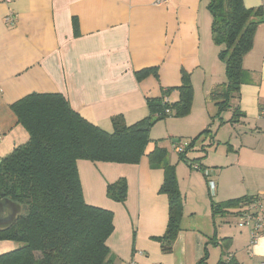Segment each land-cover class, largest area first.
I'll list each match as a JSON object with an SVG mask.
<instances>
[{
	"label": "crops",
	"instance_id": "obj_1",
	"mask_svg": "<svg viewBox=\"0 0 264 264\" xmlns=\"http://www.w3.org/2000/svg\"><path fill=\"white\" fill-rule=\"evenodd\" d=\"M242 1L246 8L264 10V0ZM207 3L0 0V160L28 139L10 106L29 94H60L83 119L111 133L113 118L127 126L137 123L148 116V99L179 87L181 71L190 76V113L155 124L146 147V155L155 147L167 151L183 198L180 232L170 252L154 240L168 220L167 196L159 193L161 168L151 169L146 155L136 165L77 161L84 202L113 215L106 240L113 264H199L206 252L205 264H217L224 254L239 264H264V236L251 246L250 227L238 226L242 204L213 213L214 205L243 197L264 209V23L243 58L239 95L228 114L221 113L223 124L218 119L211 124L216 113L208 107V94L226 77L218 59L223 47L211 39ZM9 16L13 25L6 22ZM148 68H156L158 78L138 80L135 73ZM167 100L176 102L177 91ZM233 109L240 117L229 123ZM210 124L211 135L190 149L199 152L192 161H177L173 144L187 145ZM122 178L126 199L117 203L107 198L106 187ZM17 247L0 241V255Z\"/></svg>",
	"mask_w": 264,
	"mask_h": 264
},
{
	"label": "trees",
	"instance_id": "obj_2",
	"mask_svg": "<svg viewBox=\"0 0 264 264\" xmlns=\"http://www.w3.org/2000/svg\"><path fill=\"white\" fill-rule=\"evenodd\" d=\"M211 22V39L222 46L218 59L225 65L226 82L208 94L217 107L212 117L231 108L243 83L244 56L252 49L256 29L264 23L261 7L246 8L242 0H207ZM77 24L74 20L73 28ZM153 75L156 68L135 73L138 80ZM177 91L178 100L169 103L167 96ZM193 88L190 76L181 71V85L162 90L160 98L148 99V116L135 124L125 125L121 117L112 119L113 131L107 133L83 119L71 109L60 94H29L10 106L28 135L26 143L15 147L0 163V200L9 199L21 208L15 222L0 229V241H12L18 247L0 255V264H113L106 240L113 231V215L84 202L78 177L77 161L136 165L146 155L150 130L169 117L182 118L190 113ZM240 115L232 111L230 123ZM223 124L220 121V125ZM211 135L209 128L189 141L184 152L200 138ZM151 169L164 173L159 193L167 196L168 220L161 237L154 238L163 252H170L180 232L183 198L178 189L175 167L166 161L167 151L155 147L147 155ZM125 179L107 185L108 199L123 203ZM240 198L214 205L213 213L251 202ZM224 249L229 240H222ZM227 242V243H226ZM217 264H239L233 258ZM207 252L199 264H205Z\"/></svg>",
	"mask_w": 264,
	"mask_h": 264
},
{
	"label": "built area",
	"instance_id": "obj_3",
	"mask_svg": "<svg viewBox=\"0 0 264 264\" xmlns=\"http://www.w3.org/2000/svg\"><path fill=\"white\" fill-rule=\"evenodd\" d=\"M6 22L10 25L14 24V18L9 16L6 19ZM185 145L175 143L173 144V150L177 154H181L184 152ZM193 169L198 170L199 166L194 164L192 165ZM214 183H208V189L211 194H213ZM243 206V205H242ZM241 206V213L239 215V227H250V245H254L259 238L264 236V217H262V213L264 212L263 205L258 200H251L244 204V207Z\"/></svg>",
	"mask_w": 264,
	"mask_h": 264
},
{
	"label": "water",
	"instance_id": "obj_4",
	"mask_svg": "<svg viewBox=\"0 0 264 264\" xmlns=\"http://www.w3.org/2000/svg\"><path fill=\"white\" fill-rule=\"evenodd\" d=\"M1 163V160H0ZM21 208L15 203L11 202L9 199L0 200V229L9 227L12 225L18 214L20 213Z\"/></svg>",
	"mask_w": 264,
	"mask_h": 264
},
{
	"label": "rangeland",
	"instance_id": "obj_5",
	"mask_svg": "<svg viewBox=\"0 0 264 264\" xmlns=\"http://www.w3.org/2000/svg\"><path fill=\"white\" fill-rule=\"evenodd\" d=\"M211 19H212V17H211ZM211 22H212V20H211ZM221 62V61H220ZM222 63V62H221ZM223 64V63H222ZM225 82H226V80H225ZM208 107L210 108V111H213V112H215L216 113V106L214 105V102H209L208 103ZM228 112H229V110H226L225 112H223V113H225L224 114V116H226L227 114H228ZM214 119H218L219 121L218 122H220L221 120L219 119V118H214ZM214 119H212L211 118V124H212V121L214 120ZM239 119V118H238ZM230 121V120H229ZM160 122H162V121H160ZM237 122V121H236ZM159 123V122H158ZM230 123V122H229ZM235 123V122H234ZM157 124V123H156ZM211 124L209 125V130H210V128L212 127L211 126ZM155 125V124H154ZM150 136V135H149ZM179 144H182V145H185V143H179ZM187 145H185V147H186ZM195 153H199L198 151H187V154H188V156H187V158H184V160L183 161H187V162H190V161H192L191 160V157H192V155H194ZM186 154V155H187ZM176 160L177 161H179V162H181V160H180V158H179V155L176 157Z\"/></svg>",
	"mask_w": 264,
	"mask_h": 264
}]
</instances>
